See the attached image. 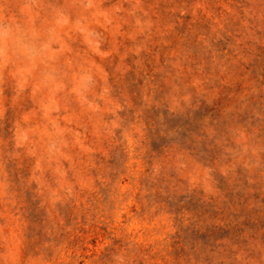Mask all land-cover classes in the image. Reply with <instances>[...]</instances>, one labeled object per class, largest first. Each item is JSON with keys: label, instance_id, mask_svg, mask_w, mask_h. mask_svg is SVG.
<instances>
[{"label": "rangeland", "instance_id": "1", "mask_svg": "<svg viewBox=\"0 0 264 264\" xmlns=\"http://www.w3.org/2000/svg\"><path fill=\"white\" fill-rule=\"evenodd\" d=\"M0 264H264V0H0Z\"/></svg>", "mask_w": 264, "mask_h": 264}]
</instances>
